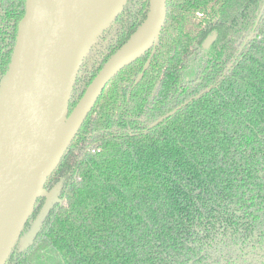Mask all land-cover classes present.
I'll list each match as a JSON object with an SVG mask.
<instances>
[{"label":"trees","instance_id":"1","mask_svg":"<svg viewBox=\"0 0 264 264\" xmlns=\"http://www.w3.org/2000/svg\"><path fill=\"white\" fill-rule=\"evenodd\" d=\"M263 2L165 0L143 76L134 84L150 51L105 86L44 185L61 182L59 198L6 264H264ZM148 10L126 1L82 63L69 110ZM25 13L26 0H0V79Z\"/></svg>","mask_w":264,"mask_h":264},{"label":"water","instance_id":"2","mask_svg":"<svg viewBox=\"0 0 264 264\" xmlns=\"http://www.w3.org/2000/svg\"><path fill=\"white\" fill-rule=\"evenodd\" d=\"M104 1L26 0V13L18 24L11 61L0 79V264H6L19 239V250L34 242L60 196L61 182L49 191L47 202L24 234L23 229L46 181L56 170L105 86L124 66L150 51L135 79L136 84L155 53L164 22L165 0H149L143 24L104 64L69 110L82 63L96 41L119 16L127 0H116L113 6H106ZM263 9L264 2L258 18ZM147 21L152 26L143 44L129 54H123L124 48ZM213 40L214 35L208 36L203 47L207 48ZM187 103L188 100L149 127L157 125ZM63 125H76V128L67 147L55 161L54 152Z\"/></svg>","mask_w":264,"mask_h":264},{"label":"bare ground","instance_id":"3","mask_svg":"<svg viewBox=\"0 0 264 264\" xmlns=\"http://www.w3.org/2000/svg\"><path fill=\"white\" fill-rule=\"evenodd\" d=\"M115 2L116 0H105L104 1L106 6H110V5L113 6V3ZM161 11L163 10L161 9ZM151 26H152V23L150 21H147L144 24V26L141 28V30L137 33V35L124 48L123 54H129L133 52L134 50H136L137 48H139L143 44L146 38V35L148 31L150 30ZM75 128H76V125H70V126L63 125L57 145H56V149L54 152L55 161H57L59 156L62 154V152L67 147L69 141L71 140L74 134Z\"/></svg>","mask_w":264,"mask_h":264},{"label":"rangeland","instance_id":"4","mask_svg":"<svg viewBox=\"0 0 264 264\" xmlns=\"http://www.w3.org/2000/svg\"><path fill=\"white\" fill-rule=\"evenodd\" d=\"M118 26H119V22H116L113 25H110V27L96 41V43H95L93 48L96 49V50H99L102 46H104L107 43L108 38H110L111 36H113L115 34V32H116L115 30L118 28ZM88 149H89L88 146H84V150H88ZM53 174L49 178L54 177ZM54 179L55 178H51L50 179L51 184H53ZM48 193H49L48 187L43 188L42 191H41V195L44 197V203L49 198L48 197ZM61 202H62V199L59 201V203H61ZM32 220H33V218L28 222V224H27L28 226L31 224ZM28 226L26 227V229L28 228ZM19 241H20V239L16 243L15 247L18 246V248H19Z\"/></svg>","mask_w":264,"mask_h":264},{"label":"flooded vegetation","instance_id":"5","mask_svg":"<svg viewBox=\"0 0 264 264\" xmlns=\"http://www.w3.org/2000/svg\"><path fill=\"white\" fill-rule=\"evenodd\" d=\"M57 183H58V182H57ZM57 183L54 184V187L56 186ZM46 202H47V200L45 201V203H46ZM45 203H44V204H45ZM44 204H43V205H44ZM43 205H42V206H43ZM38 212H39V211H38ZM37 214H38V213H37ZM37 214H36V215H37ZM35 217H36V216H35ZM35 217L33 218V220L35 219ZM31 219H32V218H31ZM31 219H30V220H31ZM30 220H29V221H30ZM33 220H32V222H33ZM32 222H31V224H32ZM31 224L28 226V228L31 226ZM28 228L25 229V231H23V234L28 230Z\"/></svg>","mask_w":264,"mask_h":264}]
</instances>
